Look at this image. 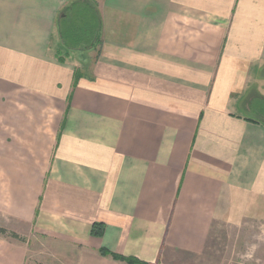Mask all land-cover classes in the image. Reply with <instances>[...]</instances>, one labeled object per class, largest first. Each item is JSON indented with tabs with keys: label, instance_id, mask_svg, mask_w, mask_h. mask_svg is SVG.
<instances>
[{
	"label": "crops",
	"instance_id": "0c3cea01",
	"mask_svg": "<svg viewBox=\"0 0 264 264\" xmlns=\"http://www.w3.org/2000/svg\"><path fill=\"white\" fill-rule=\"evenodd\" d=\"M73 1L0 0V226L74 264H257L234 249L264 234V0H95L99 51L60 63Z\"/></svg>",
	"mask_w": 264,
	"mask_h": 264
},
{
	"label": "trees",
	"instance_id": "16d2710c",
	"mask_svg": "<svg viewBox=\"0 0 264 264\" xmlns=\"http://www.w3.org/2000/svg\"><path fill=\"white\" fill-rule=\"evenodd\" d=\"M57 29L61 41V48L56 53L60 63H64L71 52L95 50L102 45V18L98 5L93 0H75L60 14L57 19ZM65 50V56L61 53ZM78 77V75H77ZM92 234L101 237L103 227L94 224ZM0 236L25 242L17 233L0 227ZM103 257H111L116 261L128 264H147L135 258L124 257L107 250H101Z\"/></svg>",
	"mask_w": 264,
	"mask_h": 264
},
{
	"label": "rangeland",
	"instance_id": "374dc122",
	"mask_svg": "<svg viewBox=\"0 0 264 264\" xmlns=\"http://www.w3.org/2000/svg\"><path fill=\"white\" fill-rule=\"evenodd\" d=\"M95 1V0H93ZM96 2V1H95ZM99 48L95 49V53L99 51ZM64 50V49H63ZM82 55L88 53L87 51H82ZM62 56H65V50L61 53ZM89 55V54H88ZM95 54L92 55L94 58ZM2 220V219H0ZM3 227V226H0ZM11 232H15L14 230H18L19 236L22 237L25 242H19L17 240L11 238H3L0 236V241L3 243H7L6 246L12 247V254H14L15 250L21 248V251L24 255L23 264H74L76 258L75 250H68L66 248H61V245L53 242L50 239H46L44 236L35 233L30 227H15L14 224L11 226L4 227ZM245 233L242 232L236 235V248L234 249L235 257L240 259L242 255H250L252 256L253 263L259 264L258 261L255 260L256 255H259V250L254 249L255 245L259 244L260 237L264 236L262 230L259 226L252 225L251 227H247ZM16 233V232H15ZM65 247V246H64ZM231 255L233 251H230ZM263 253V250H262ZM258 258V257H257ZM113 259V258H111ZM114 260V259H113ZM116 261V260H114ZM120 262V261H116ZM124 264H128L125 262H121Z\"/></svg>",
	"mask_w": 264,
	"mask_h": 264
}]
</instances>
